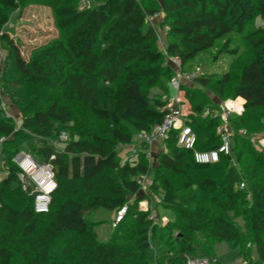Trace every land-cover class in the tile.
<instances>
[{
    "label": "trees",
    "instance_id": "1",
    "mask_svg": "<svg viewBox=\"0 0 264 264\" xmlns=\"http://www.w3.org/2000/svg\"><path fill=\"white\" fill-rule=\"evenodd\" d=\"M75 1L54 0L56 27L65 38L36 49L25 61L2 33L9 20L3 9H16L17 0H0V38L14 47L18 71L28 85L54 94L44 107L21 108L20 128L0 118V154L6 157L7 173L0 180V264H17L16 253L24 258L23 264H135L136 256L142 260L149 256L143 264H185L184 255L216 259L214 245L241 242L237 227L229 221L238 205L243 206L250 237L264 264V152L237 134L250 132L245 114L264 108V26L255 25L257 18L264 22V0H159L158 10L145 7L141 0H91L79 10ZM156 14L164 15L162 24L168 27L165 54L156 28L148 22ZM232 37H239L251 53L239 74H202L196 81L219 100L230 90L232 100L244 101L245 113L229 117L236 132L232 152L234 143H242L263 175L258 177L257 171L255 179L248 175L240 179L229 167L222 181L197 177L191 183L194 174L231 163L232 152L217 164H196L191 151L177 147V131H171L162 141L170 150L159 158L154 186L161 188L163 201L180 212L181 221L174 226L177 234L170 227L149 229L148 216L140 214L135 253L114 242H98L85 215L97 209L116 212L128 205L129 196L140 188L136 178L151 173L144 155L137 163L128 159L120 163L116 148L131 145L137 134L162 122L167 104L149 93L173 76V69L162 62L177 59L184 69L222 40L213 61H236L242 50ZM75 109L106 127L92 131L79 115L77 138L63 141L64 148L58 149L55 143L61 144L60 134L72 127ZM189 124L197 135V150L216 148L219 117H210L203 127L193 115ZM200 132L205 140L199 138ZM24 142L37 161L50 162L55 172L58 188L47 214H36L33 197L18 185L13 158ZM161 170L184 179L183 192ZM244 181H249L251 200L246 199ZM200 194L210 196L214 209L195 207Z\"/></svg>",
    "mask_w": 264,
    "mask_h": 264
},
{
    "label": "rangeland",
    "instance_id": "2",
    "mask_svg": "<svg viewBox=\"0 0 264 264\" xmlns=\"http://www.w3.org/2000/svg\"><path fill=\"white\" fill-rule=\"evenodd\" d=\"M141 2L147 8L154 10L162 9V3L159 0H141ZM90 3L91 0L75 1V5L79 10L89 6ZM53 4L54 0H17L18 6L16 9H3L8 15L9 20L2 28V33L10 37L13 45L17 48L25 61L30 60L32 53L36 49L65 38V35L56 27ZM163 16L164 15L153 20L151 23L156 28L162 42L166 44L168 40V27L162 24ZM255 25L264 26V22L257 18ZM232 39L234 44L239 46L242 50L238 60L233 61L227 58L219 62L213 61L214 55L224 41L222 40L214 49L199 55L184 69L181 67L183 73L193 78H191V82L181 84L179 98L182 101V105L187 110V113L193 114L198 122L201 125L203 124V127H205L204 124H206L207 119L212 117L213 111L218 110L220 114H222V105L225 102L233 100L230 90L227 91L224 99L219 100L208 88L202 87L196 81L197 77L202 74H222L224 72L236 76L239 74L242 66L246 64L251 57L250 51L239 37H232ZM162 65L171 67L173 69V76L171 79L163 80L159 86L150 89V97L166 102L167 105H174L176 103L174 99L176 91L171 88L170 83L174 77L178 76L177 71L179 68L169 58H166L162 62ZM235 83L234 80L232 85L234 86ZM55 95L57 94L55 93ZM52 96H54L52 92L28 85L25 82L16 67L14 47L0 38V118L7 119L15 128H20L22 123L21 108L26 107L27 109H33L34 104L44 107L49 104V101H51L50 97ZM238 102L241 101L238 100ZM198 105L201 106V110L199 111L196 110ZM240 113L243 114L245 112L242 110ZM75 114L74 121L71 124L72 127L66 130V135L68 137L66 141L71 138H77L76 134L80 130V125L76 117L79 115L84 116L87 126L92 131L102 132L106 127L105 123L97 121L89 113H81L78 109H75ZM234 114L235 113H233V115ZM235 115H237V113ZM245 115L250 127V132L243 130V134L241 135L239 130L237 134L241 138L246 139L255 150L260 151L259 140L264 137V108L250 113L248 112V114ZM199 138L205 140L204 133L200 132ZM233 138L235 137L233 136ZM59 140L61 144L55 143V147L63 149L64 144L60 136ZM0 141L3 142V139L1 138ZM241 144L242 143H234V150L230 159L231 163L226 166L222 163L217 168V171L206 170L199 174H194L191 183H194L197 177H208L217 181H222L229 167L236 171L240 179H245L247 175L255 179L257 178L255 177V172L257 171L260 172V174L257 175L258 177L263 175V172L257 170L254 166L249 152L244 147H241ZM18 148L28 153L32 150L26 142L20 144ZM130 148L131 145L117 146L116 151L118 152L120 163L126 161L129 151L131 150ZM169 150L170 148L167 150L166 145H163L162 142H157L155 146L151 147L152 161L149 165L151 173L148 176L136 178V180H140L141 183L139 191L137 194L129 196V204L127 206H130V210L128 209L129 213L126 214L120 224L113 225L116 212L97 209L85 215V220L91 225L98 242H114L127 247L130 252L135 253L137 230L140 229L136 217L140 214H146L148 216L147 226L149 229L153 227H170L173 228V235L177 234L178 230L174 226L181 221L180 212L165 203L163 201L161 188L154 186V173L159 169V158L163 153L169 152ZM238 154H241V160H238ZM5 158V155L1 152L0 171L3 174L6 172L4 166ZM140 161L145 163L144 159H140ZM9 165H12V163L10 162ZM161 171L179 193L183 192L185 184L184 179L173 176L169 171ZM244 182L247 185V189L244 191V193H247L246 199L251 200L249 181ZM198 206L204 207L205 209H214V206L211 204L210 196L206 194L199 195V199L195 203V207ZM230 215L229 221L237 227L241 236V242L233 246H229L227 243H218L214 245L213 254L216 260L220 262V264H262L258 259L256 246L253 244L249 234L248 223L243 215V206H236V211ZM15 255L17 264H23L24 258H22V255L18 253ZM148 260L149 256L145 257L144 260L136 256L135 264H143Z\"/></svg>",
    "mask_w": 264,
    "mask_h": 264
},
{
    "label": "built area",
    "instance_id": "3",
    "mask_svg": "<svg viewBox=\"0 0 264 264\" xmlns=\"http://www.w3.org/2000/svg\"><path fill=\"white\" fill-rule=\"evenodd\" d=\"M88 7V6H87ZM160 14H156L153 17L148 18V22L160 18ZM152 24V23H151ZM158 35V33H157ZM158 43L161 51L165 54V43L162 42L158 35ZM179 68L177 71V77L171 80V88L176 91L174 105H167L164 108V118L162 122L155 125L151 131L142 132L136 135L133 143L131 144V150L129 151L128 161L131 164L137 163L140 155H144L145 159L151 163V145L153 143L162 142L171 131H177L176 145L186 151H191L193 160L196 164L200 165H214L219 163L222 157H228L231 155L233 146V136L235 132L231 129L229 124V117L233 113L240 115L243 109V105L240 104L237 107H229L228 102H225L222 106L223 112L219 111L212 113V117H219L220 124L216 128V136L218 138V145L215 149L208 151H199L196 149L197 135L193 131L190 123V117L193 114L187 113V110L182 105V101L179 98V93L182 83L191 82V76L182 72L181 63L177 59H170ZM236 100L231 101L234 103ZM208 114V113H207ZM210 115V114H209ZM243 134V130L239 131ZM66 133L60 134V139L67 140ZM136 144V145H135ZM260 150L264 152V137L259 140ZM126 159V160H127ZM13 163L16 165L17 181L18 185L25 192H28L33 197V210L36 214H47L50 210L53 194L58 188V184L55 177L53 166L50 162H39L30 153L26 151H19L13 158ZM0 171V180L6 175ZM141 185L140 180L138 181ZM245 185L240 184V189L243 190ZM128 213V206L125 205L116 211L113 225L120 224ZM185 264H217L216 259L200 258L191 255H184Z\"/></svg>",
    "mask_w": 264,
    "mask_h": 264
},
{
    "label": "bare ground",
    "instance_id": "4",
    "mask_svg": "<svg viewBox=\"0 0 264 264\" xmlns=\"http://www.w3.org/2000/svg\"><path fill=\"white\" fill-rule=\"evenodd\" d=\"M240 104H241V103L238 102V99H237L234 103H231V101L228 102L229 107H237V106H239Z\"/></svg>",
    "mask_w": 264,
    "mask_h": 264
},
{
    "label": "crops",
    "instance_id": "5",
    "mask_svg": "<svg viewBox=\"0 0 264 264\" xmlns=\"http://www.w3.org/2000/svg\"><path fill=\"white\" fill-rule=\"evenodd\" d=\"M236 100H237V99H236ZM238 100L241 101V102H240L241 104H244V101H243V100H241V99H238ZM242 102H243V103H242ZM155 144H156V143H153V144L151 145V147L155 146ZM151 147H150V149H151Z\"/></svg>",
    "mask_w": 264,
    "mask_h": 264
}]
</instances>
